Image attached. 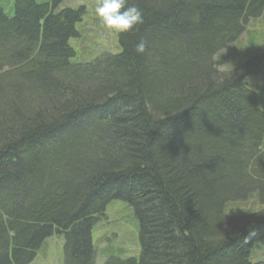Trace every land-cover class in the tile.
<instances>
[{
	"label": "trees",
	"instance_id": "trees-1",
	"mask_svg": "<svg viewBox=\"0 0 264 264\" xmlns=\"http://www.w3.org/2000/svg\"><path fill=\"white\" fill-rule=\"evenodd\" d=\"M58 2L0 0V264L47 257L53 234L66 264H97L114 200L141 250L104 264H264V109L245 80L264 52L230 49L264 0H128L144 23L77 63L86 7Z\"/></svg>",
	"mask_w": 264,
	"mask_h": 264
},
{
	"label": "rangeland",
	"instance_id": "rangeland-1",
	"mask_svg": "<svg viewBox=\"0 0 264 264\" xmlns=\"http://www.w3.org/2000/svg\"><path fill=\"white\" fill-rule=\"evenodd\" d=\"M9 1L13 2V0ZM97 2L98 0H59L58 2V10L68 6L86 5L87 7L83 20L77 24L79 36L70 38V44L76 52L72 59L75 63L92 61L104 51L119 52L117 46L119 33L109 32L101 26L95 14ZM233 45L235 47L230 48L233 58L240 62H244L255 53L264 52V13L250 20L244 34ZM220 68L225 67L221 65ZM245 80L259 94L258 105L264 109V74H250ZM92 239L97 250V264H104L110 255L139 257L141 250L139 222L133 207L120 200L110 202L103 223H96L94 226ZM42 247L47 257L38 255L37 264H63V235L53 234ZM251 258L254 261L264 260V240L253 246Z\"/></svg>",
	"mask_w": 264,
	"mask_h": 264
},
{
	"label": "clouds",
	"instance_id": "clouds-1",
	"mask_svg": "<svg viewBox=\"0 0 264 264\" xmlns=\"http://www.w3.org/2000/svg\"><path fill=\"white\" fill-rule=\"evenodd\" d=\"M95 14L103 28L109 32L128 33L138 30L144 23L142 11L128 0H98ZM146 42L141 40L136 45V52L143 53Z\"/></svg>",
	"mask_w": 264,
	"mask_h": 264
}]
</instances>
